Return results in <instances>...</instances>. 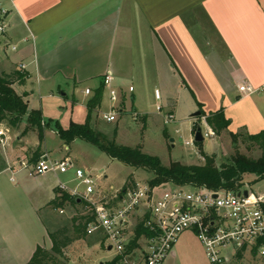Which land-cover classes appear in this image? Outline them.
<instances>
[{
	"label": "crops",
	"instance_id": "0c3cea01",
	"mask_svg": "<svg viewBox=\"0 0 264 264\" xmlns=\"http://www.w3.org/2000/svg\"><path fill=\"white\" fill-rule=\"evenodd\" d=\"M6 7L0 74L25 76L12 88L23 95L29 110H35L28 101L30 79L58 89L96 80L79 91L87 110L93 91L111 72L121 100L118 119L136 112L146 124L149 113L142 99L152 86L161 98L156 101L153 92L150 97L161 103L164 113L174 115V124L178 104L171 94H188L191 132L198 103L206 114L224 112L230 121L227 135L264 130V0H16ZM241 85H250L255 92L244 95L238 89ZM86 88L91 95L83 93ZM104 99L108 102L105 91L95 112ZM1 127L15 131L17 145L5 134L7 149L0 154V264H26L37 246L51 247L49 240L50 245L41 243L48 233L41 232L39 214L72 171L46 182L40 180L45 174L30 176L20 162H33L35 155L27 158L26 145H39L27 138L36 131L23 133L24 121L17 128L5 123ZM41 151L49 156L47 150ZM64 157L69 155L53 158ZM39 191L46 199L38 197ZM194 243L202 247L191 232L182 233L164 264L209 263L203 248L196 250Z\"/></svg>",
	"mask_w": 264,
	"mask_h": 264
},
{
	"label": "built area",
	"instance_id": "2783aa9c",
	"mask_svg": "<svg viewBox=\"0 0 264 264\" xmlns=\"http://www.w3.org/2000/svg\"><path fill=\"white\" fill-rule=\"evenodd\" d=\"M15 1L0 0V34L8 27L6 3ZM19 68L24 70L26 67L21 64ZM102 83L110 106L99 113L104 121L113 122L122 112L119 90L114 86L111 72L102 77ZM238 89L244 95L255 92L250 85H241ZM128 91L133 92V87L129 86ZM83 93L86 96L92 94L89 88ZM154 98L156 101L161 98L158 89L154 90ZM155 109L161 113L163 108L156 105ZM131 115L138 118L136 112ZM174 121L172 113L163 114L165 125ZM194 124L201 128L204 139L216 137L205 116L199 120L194 118ZM6 142L5 133L0 130V145L4 147ZM184 145L196 148L193 138ZM195 152L196 149L193 154ZM20 166L30 176L74 171L83 191L79 192L77 187L70 189L62 182L57 189L84 202L85 213L93 217L86 226V235H102L104 248L108 251L110 247L109 251L113 252L110 260L117 258L115 264H164L184 232H191L199 241L209 264H228L239 258L238 254L247 253L264 259V194L252 192L245 186L239 191H213L171 183L154 187L148 183H134L118 191L95 184L102 172L97 171L99 174L93 177L91 171L77 167L70 157L54 159L45 153L31 163L20 162ZM59 212L63 213V210L59 208ZM138 226L147 234L140 235L138 246L131 248Z\"/></svg>",
	"mask_w": 264,
	"mask_h": 264
},
{
	"label": "rangeland",
	"instance_id": "374dc122",
	"mask_svg": "<svg viewBox=\"0 0 264 264\" xmlns=\"http://www.w3.org/2000/svg\"><path fill=\"white\" fill-rule=\"evenodd\" d=\"M4 56L5 52L2 46H0V57ZM95 84L96 80H93L87 83L83 82L77 86L68 84L58 89L53 87L49 82L37 83L34 79L29 80L27 83L29 93L31 94L28 98L29 107L40 110L43 121L47 122L49 127L44 128V139L41 143L39 142L37 132L31 131L29 133L27 138L30 143L37 142L39 145L35 148H28L26 145L27 158L33 157L37 149H39L41 154L43 148L48 151L51 158L69 155L77 167L91 171L93 177L98 175L97 170L102 168L101 177L98 180L95 179V184L101 188L121 191L124 186L131 187V185H128L129 180L139 185H146L153 178L151 171L136 169L111 159L96 146L90 145L80 139H76L68 145L70 150H65L64 142L58 137L55 123H58L64 129L68 128L70 123H85L87 110L83 106L84 97L79 91L85 86H94ZM152 89V86L150 89H147L142 99V104L149 113L146 124L138 118H133L131 114H125L113 122H106L98 111L91 115V128L100 133L106 140L114 141L117 145L139 148L145 154L158 157L164 166H168L171 161H178L186 165L198 163L201 159L199 150L184 145L185 141L193 138L190 131L191 128L189 127L190 124L187 122L190 119L188 117L190 114L188 108L190 99L187 100L185 96H188V94L186 92L182 93L183 97L182 95H177L176 92H172L171 97L174 101L177 100L178 104L176 108V122L175 124L170 123L165 125L163 123L164 110L162 109L161 113H158L155 109L156 105L161 106V103L155 102V98L150 97L152 96V92L154 95ZM107 110L108 102L104 99L100 111ZM0 130L7 136H9V133L11 143L17 145L14 140L15 131H7L3 127ZM218 138H206L202 143L204 152L218 153L217 155L215 154L217 164L228 163L230 157L236 153L253 159L264 156V146L247 141L244 135L240 136L236 143L224 132L220 133ZM218 140L220 143H218ZM7 142L4 147L0 145V154L2 155L7 149ZM195 149L196 152L193 154V157L189 158L188 151L191 150L193 152ZM54 176L64 177L60 173L55 174L50 172L40 177V180L46 182L49 180L48 178L52 180ZM68 176L70 178H62L63 180L61 181L67 183L68 188L77 187L78 191L82 192L84 187L75 178L74 171L72 173L69 172ZM255 179L252 176L246 177L244 186L252 192L264 194V180L255 182ZM38 194L41 200L46 199L45 193L39 191ZM60 209L63 210V213H60L59 209H52L48 206L43 208L39 214L41 226L43 225V231H41L42 229L40 231L48 233L51 230L67 227L69 235L73 237L74 227L77 224L74 218H79L84 214L83 206L73 207L65 202ZM101 238L102 235L96 234L86 236L84 239L73 240L64 249L63 255L57 257V264H99L109 261L112 258L113 252L107 251L106 248L100 245ZM48 240L50 241L49 237H43L41 238V243L50 245L51 242L48 243ZM192 246L196 250L202 248L198 243H194ZM203 263L209 264L206 261H203ZM228 264H264V259L247 253L241 255L240 258L230 260Z\"/></svg>",
	"mask_w": 264,
	"mask_h": 264
},
{
	"label": "trees",
	"instance_id": "16d2710c",
	"mask_svg": "<svg viewBox=\"0 0 264 264\" xmlns=\"http://www.w3.org/2000/svg\"><path fill=\"white\" fill-rule=\"evenodd\" d=\"M25 76L23 74L4 75L0 74V125L5 123L8 127L17 128L23 121L25 127L23 133L29 130L37 132L39 142L44 139V128L49 127L47 122H44L40 110H29L27 103L23 99V95H18L12 88L14 81L22 83ZM103 96V83L93 91L91 98L87 102V117L83 124L70 123L68 128H62L58 123H55L56 133L65 145H70L76 139H80L90 145L96 146L111 159L117 160L125 165L136 169H145L153 173V178L148 184L152 187L164 184H174L176 186L200 187L208 190H231L239 191L244 188V180L246 177H255V182L264 180V156L253 159L245 155L236 153L230 157L228 163L217 164L214 154H207L203 151L202 143H195L199 150L201 159L196 164L186 165L178 161H171L168 166H164L160 159L156 156H151L143 153L139 148H131L127 146L117 145L114 141L106 140L100 133L96 132L90 126V117L97 108L100 107ZM198 111L200 115L205 116L207 123L213 129L216 135L227 131L230 121L225 117L222 110L206 114L202 110V105L198 103ZM197 124L192 126V132L196 131ZM234 143L242 134L230 133ZM247 141L257 143L264 146V130L253 135H244ZM40 155L39 149L35 152V158ZM128 185H133L134 182L129 180ZM254 183V182H253ZM127 186H124L125 189ZM69 205L84 206L82 201L77 204L75 197L67 192L56 189V196L49 201L48 207L59 209L64 203ZM264 210V205H263ZM79 218H74L77 224L74 227V236L69 235L67 227H61L56 230L48 231V237L51 242L49 250L37 246L32 257L27 264H57V257L64 253L73 240L84 239L86 235V226L93 220L89 213H85ZM136 237L130 244L131 248L138 246L137 241L140 235L147 232L138 226L136 229ZM100 245L104 247V237L101 238ZM237 257H241L238 254ZM117 258L103 262L102 264H115Z\"/></svg>",
	"mask_w": 264,
	"mask_h": 264
},
{
	"label": "water",
	"instance_id": "95a60500",
	"mask_svg": "<svg viewBox=\"0 0 264 264\" xmlns=\"http://www.w3.org/2000/svg\"><path fill=\"white\" fill-rule=\"evenodd\" d=\"M200 115V112L197 111L195 112L193 115H192V118H196ZM193 139H194V142L195 143H203V141L205 140L203 135H202V132H201V128L198 126L194 135H193ZM172 141V140H171ZM244 195H246V192H243ZM75 201L77 204H80L81 203V199L79 197H76L75 198ZM110 250V247H108V251ZM102 264V263H100Z\"/></svg>",
	"mask_w": 264,
	"mask_h": 264
}]
</instances>
